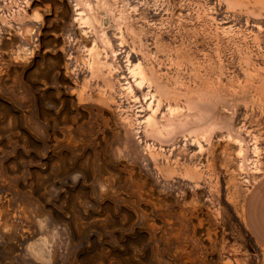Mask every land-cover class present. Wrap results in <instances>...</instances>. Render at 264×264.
<instances>
[{
  "label": "rangeland",
  "instance_id": "obj_1",
  "mask_svg": "<svg viewBox=\"0 0 264 264\" xmlns=\"http://www.w3.org/2000/svg\"><path fill=\"white\" fill-rule=\"evenodd\" d=\"M263 177L264 0H0V264H264Z\"/></svg>",
  "mask_w": 264,
  "mask_h": 264
},
{
  "label": "crops",
  "instance_id": "obj_2",
  "mask_svg": "<svg viewBox=\"0 0 264 264\" xmlns=\"http://www.w3.org/2000/svg\"><path fill=\"white\" fill-rule=\"evenodd\" d=\"M244 216L251 236L264 247V177L249 192Z\"/></svg>",
  "mask_w": 264,
  "mask_h": 264
},
{
  "label": "bare ground",
  "instance_id": "obj_3",
  "mask_svg": "<svg viewBox=\"0 0 264 264\" xmlns=\"http://www.w3.org/2000/svg\"><path fill=\"white\" fill-rule=\"evenodd\" d=\"M22 34L24 35V36H26V37H24V38H28V39H31V33H32V27L31 26H25L22 30ZM100 172V171H99ZM103 175V174H102ZM102 178H104V177H102ZM142 186H143V184H142ZM150 187V186H149ZM142 188V187H141ZM146 188V187H145ZM149 189V188H148ZM136 191H138V190H136ZM152 196H153V194H152ZM148 197V196H147ZM148 199V198H147ZM152 201V200H151ZM150 202V201H149ZM145 204V203H144ZM153 207V206H152ZM162 208V207H161ZM155 209V208H154ZM165 211V210H164ZM156 212V211H155ZM148 213V212H147ZM159 214V213H158ZM161 214V213H160ZM164 215V214H163ZM162 216V215H161ZM164 221L166 222V223H169L168 222V220L167 219H164ZM151 226H153V225H151V224H149V227H151ZM145 227H147V226H145ZM171 231L170 232H167V231H165V235H164V246H166V247H169L171 244H173V242H177V243H184L183 241H181L180 239H178L179 238V235L177 234V232H176V230H177V228H172V229H170ZM152 231V230H151ZM174 231V232H173ZM162 236V235H161ZM38 249V248H37ZM55 249V248H54ZM162 250H164L165 251V249H162ZM187 253V252H186ZM35 254H37V255H39V253H36L35 252ZM54 255V254H53ZM52 255V256H53ZM182 258H183V256H181ZM201 259V258H200ZM200 262V261H199ZM202 262V261H201Z\"/></svg>",
  "mask_w": 264,
  "mask_h": 264
}]
</instances>
